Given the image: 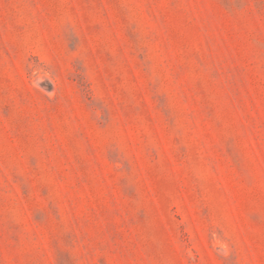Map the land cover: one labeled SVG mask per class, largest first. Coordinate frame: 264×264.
Returning a JSON list of instances; mask_svg holds the SVG:
<instances>
[{
    "label": "rangeland",
    "instance_id": "obj_1",
    "mask_svg": "<svg viewBox=\"0 0 264 264\" xmlns=\"http://www.w3.org/2000/svg\"><path fill=\"white\" fill-rule=\"evenodd\" d=\"M0 264H264V0H0Z\"/></svg>",
    "mask_w": 264,
    "mask_h": 264
},
{
    "label": "bare ground",
    "instance_id": "obj_2",
    "mask_svg": "<svg viewBox=\"0 0 264 264\" xmlns=\"http://www.w3.org/2000/svg\"><path fill=\"white\" fill-rule=\"evenodd\" d=\"M43 78V77H42ZM45 78V77H44ZM48 79V78H47ZM41 80H43V79H41ZM42 83V82H41Z\"/></svg>",
    "mask_w": 264,
    "mask_h": 264
}]
</instances>
